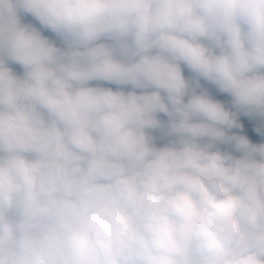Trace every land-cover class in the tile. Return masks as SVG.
<instances>
[{
  "label": "clouds",
  "instance_id": "9594fccd",
  "mask_svg": "<svg viewBox=\"0 0 264 264\" xmlns=\"http://www.w3.org/2000/svg\"><path fill=\"white\" fill-rule=\"evenodd\" d=\"M240 115L264 0H0V264H264Z\"/></svg>",
  "mask_w": 264,
  "mask_h": 264
},
{
  "label": "trees",
  "instance_id": "16d2710c",
  "mask_svg": "<svg viewBox=\"0 0 264 264\" xmlns=\"http://www.w3.org/2000/svg\"><path fill=\"white\" fill-rule=\"evenodd\" d=\"M29 20H31V17L28 18ZM45 35H48L49 38H52V39H55V36L54 34H51L49 32H45L44 33ZM59 46V45H58ZM14 70L16 71V65H11ZM185 76L187 77L188 76V72L185 71ZM202 84L204 83L203 81L201 82ZM104 86H109V87H113L115 89V85H104ZM206 87H209V90L212 92V94L218 98V99H221L225 102L229 101L230 100V97H228L226 94H219L217 93L214 89L211 88V86H208V85H205ZM238 120L239 122L242 124V125H255V124H259V123H262L264 121V119L260 118V117H257V116H251V117H245L243 115H240L238 116ZM154 135L158 136L159 137V133H154ZM165 141L162 140V139H158V145L160 144H163Z\"/></svg>",
  "mask_w": 264,
  "mask_h": 264
},
{
  "label": "rangeland",
  "instance_id": "374dc122",
  "mask_svg": "<svg viewBox=\"0 0 264 264\" xmlns=\"http://www.w3.org/2000/svg\"><path fill=\"white\" fill-rule=\"evenodd\" d=\"M16 71L18 73L21 72L19 66L17 65H16ZM257 128L264 129V121L262 123L255 124V125H243L242 129H233V131L238 134H244L248 136L249 140L253 143H257V144L264 143V136L257 134L256 132Z\"/></svg>",
  "mask_w": 264,
  "mask_h": 264
}]
</instances>
